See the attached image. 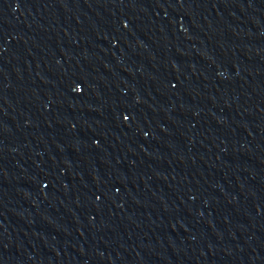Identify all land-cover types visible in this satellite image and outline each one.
<instances>
[{"label": "water", "instance_id": "1", "mask_svg": "<svg viewBox=\"0 0 264 264\" xmlns=\"http://www.w3.org/2000/svg\"><path fill=\"white\" fill-rule=\"evenodd\" d=\"M0 264H264V0H0Z\"/></svg>", "mask_w": 264, "mask_h": 264}, {"label": "snow or ice", "instance_id": "2", "mask_svg": "<svg viewBox=\"0 0 264 264\" xmlns=\"http://www.w3.org/2000/svg\"><path fill=\"white\" fill-rule=\"evenodd\" d=\"M127 118V117H126ZM44 187H47V185H44Z\"/></svg>", "mask_w": 264, "mask_h": 264}]
</instances>
